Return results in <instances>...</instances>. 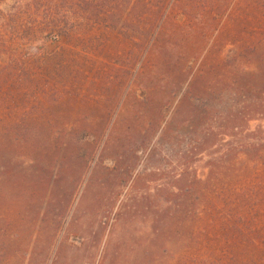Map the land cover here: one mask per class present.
I'll list each match as a JSON object with an SVG mask.
<instances>
[{
  "label": "rangeland",
  "instance_id": "rangeland-1",
  "mask_svg": "<svg viewBox=\"0 0 264 264\" xmlns=\"http://www.w3.org/2000/svg\"><path fill=\"white\" fill-rule=\"evenodd\" d=\"M216 14L173 18L142 67L135 63L136 42L120 31L86 29L74 42L62 41L65 54L54 68L61 94L50 102L55 113L35 117L108 127L94 146L77 131L82 152H91L79 180L68 162L53 187L36 188L37 197L0 199V241L7 243L0 264H141L140 254L148 260L180 246L167 242L163 216L182 199L184 152L205 129L224 125L230 112L246 114L257 100L254 85L264 84V0H233L224 15ZM174 33L181 35L173 39ZM194 77L208 87L212 104L193 103L194 119L185 124L182 100L194 96L188 90ZM114 78L121 83L100 84ZM233 82L246 84L245 92H232ZM251 116L256 120L247 123ZM258 118L248 113L243 128L264 127ZM208 152L188 167L201 181Z\"/></svg>",
  "mask_w": 264,
  "mask_h": 264
},
{
  "label": "trees",
  "instance_id": "trees-1",
  "mask_svg": "<svg viewBox=\"0 0 264 264\" xmlns=\"http://www.w3.org/2000/svg\"><path fill=\"white\" fill-rule=\"evenodd\" d=\"M232 1L0 0V199L37 197L36 188L41 187V193L44 187H53L68 162L78 170L73 171L77 174L91 154L82 152L77 131L85 132L94 146L108 127L70 125L35 117L55 113L56 107L50 102L61 94L54 68L62 63L60 58L65 54L63 40L74 42L86 29L120 31L126 40L136 42L135 63L142 67L161 38V29L173 18L211 15L214 10L217 14L213 17L224 15ZM178 35L181 34H172L173 39ZM256 51L250 50L248 62ZM114 70L109 73L114 74ZM115 79L102 80L100 84L121 83ZM261 83L254 85L257 100L245 107L246 114L230 112L225 120L220 119L224 125L205 129L202 137L194 141L196 145L184 152L182 199L172 211L168 210L169 216H163L169 232L167 242L178 240L180 246L165 250V256L153 254L148 260L140 254L141 264H264V127L259 125L252 131L243 128L248 113L257 114L258 120L264 122ZM245 85L233 82L232 92H245ZM188 86L194 96L182 100L185 124L194 119L193 103L212 104L204 82L200 84L194 77ZM219 91L214 90L213 95L217 97ZM44 98L48 102L45 106L41 103ZM255 117L247 118V123ZM160 122L153 124L159 126ZM223 137L229 140L225 142ZM207 151L211 158L204 166L206 179L201 181L191 176L188 167ZM78 174L76 180L81 177ZM63 214L64 208L57 218ZM154 227L159 228L156 224ZM6 246L0 241V261Z\"/></svg>",
  "mask_w": 264,
  "mask_h": 264
}]
</instances>
